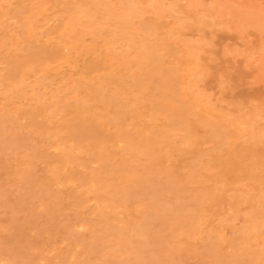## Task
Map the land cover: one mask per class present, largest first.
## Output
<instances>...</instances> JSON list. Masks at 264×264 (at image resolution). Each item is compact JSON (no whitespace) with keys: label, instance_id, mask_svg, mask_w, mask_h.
I'll return each mask as SVG.
<instances>
[{"label":"rangeland","instance_id":"obj_1","mask_svg":"<svg viewBox=\"0 0 264 264\" xmlns=\"http://www.w3.org/2000/svg\"><path fill=\"white\" fill-rule=\"evenodd\" d=\"M0 264H264V0H0Z\"/></svg>","mask_w":264,"mask_h":264},{"label":"bare ground","instance_id":"obj_2","mask_svg":"<svg viewBox=\"0 0 264 264\" xmlns=\"http://www.w3.org/2000/svg\"><path fill=\"white\" fill-rule=\"evenodd\" d=\"M81 35H82V34H81ZM107 43H108V42H107ZM84 54H85V53H84ZM47 87H48V86H47ZM187 88H188V87H187ZM128 97H130V95H129ZM128 97H127V98H128ZM128 99H129V98H128ZM50 119H51V118H50ZM108 129H109V128H108ZM82 137H83V136H82ZM62 148H63V147H62ZM77 160H78V159H77ZM213 191H214V190H213Z\"/></svg>","mask_w":264,"mask_h":264}]
</instances>
